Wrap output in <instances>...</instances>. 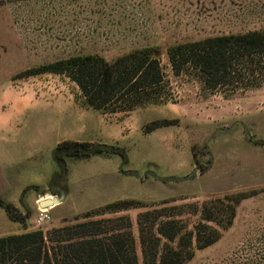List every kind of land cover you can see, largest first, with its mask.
I'll use <instances>...</instances> for the list:
<instances>
[{"label": "rangeland", "instance_id": "374dc122", "mask_svg": "<svg viewBox=\"0 0 264 264\" xmlns=\"http://www.w3.org/2000/svg\"><path fill=\"white\" fill-rule=\"evenodd\" d=\"M255 30L264 33V0H0V200L26 219L12 222L0 208V236L45 232L113 201L168 202V213L205 206L215 217L200 237L216 241L185 264H264V57L236 61L212 89L197 67L175 72L166 55L176 44ZM149 47L160 51L163 83L150 105L127 114L97 113L67 76L34 73L74 56L110 62ZM157 121L168 124L146 132ZM63 142L114 146L127 163L116 154L62 156L64 198L37 225L39 199L61 195L49 179L43 191L29 187L41 184ZM236 194L247 198L229 223L220 199ZM140 212L122 214L136 237ZM186 217L192 226L195 216Z\"/></svg>", "mask_w": 264, "mask_h": 264}, {"label": "trees", "instance_id": "16d2710c", "mask_svg": "<svg viewBox=\"0 0 264 264\" xmlns=\"http://www.w3.org/2000/svg\"><path fill=\"white\" fill-rule=\"evenodd\" d=\"M253 54L264 57L262 31L210 37L176 44L166 50L175 72L192 64L206 77V84L212 89L225 85L226 77L235 71L236 61L246 63ZM34 71L67 76L77 84L85 106L100 114H127L146 107L163 83L160 51L152 47L130 51L110 62L97 55L74 56ZM167 124V121L152 122L146 132ZM56 149H63L64 156L75 157L116 154L122 158L123 165L127 163L125 153L114 146L65 142ZM58 160L65 166L61 156ZM246 196L236 194L220 199L227 201L229 223L237 202ZM167 203L146 205L135 200L113 201L72 220H64L60 227L45 232L30 230L0 236V264H139L138 247L142 264H185L195 250L216 241V237L205 240L200 237L205 232L202 229L207 228L203 222L215 221V217L205 206L188 210L192 206L184 205L177 213H168L163 207ZM0 208L12 222L25 224L26 219L16 218L9 204L0 200ZM129 210H141L136 219L137 237L130 218L122 215ZM186 215L195 216L192 226H189V218H184Z\"/></svg>", "mask_w": 264, "mask_h": 264}, {"label": "water", "instance_id": "95a60500", "mask_svg": "<svg viewBox=\"0 0 264 264\" xmlns=\"http://www.w3.org/2000/svg\"><path fill=\"white\" fill-rule=\"evenodd\" d=\"M65 152L64 151H61V150H54L53 151V159L55 161V163L61 168V169H64V164L61 163L60 161L57 160V156L58 155H61V154H64ZM64 171V170H63ZM62 178L64 179L65 178V174L64 172H62ZM162 181H164V179H160ZM166 180V179H165ZM64 196H60L59 198H56V197H51L50 199H43L42 201L39 202V208L41 209H47V208H53V207H56L58 205H60L62 203V200H63Z\"/></svg>", "mask_w": 264, "mask_h": 264}, {"label": "crops", "instance_id": "0c3cea01", "mask_svg": "<svg viewBox=\"0 0 264 264\" xmlns=\"http://www.w3.org/2000/svg\"><path fill=\"white\" fill-rule=\"evenodd\" d=\"M64 143V142H63ZM62 144V143H61ZM58 145H60V144H57V145H54L53 147H57ZM54 160V159H53ZM58 171H59V168H58V165L55 163V161L53 162V164L52 165H50L49 167H47V170H46V173H45V175H44V180L41 182V184L40 185H37V184H34V183H32L31 184V186L29 187V188H31V189H34V191H43V189H42V186H44V182H46L48 179H49V181H48V184H49V182H50V180L52 179V177L53 176H55L57 173H58ZM38 192V193H39ZM39 195V194H38ZM41 197V196H40ZM51 197V196H50ZM50 197H48V196H46V197H44V198H40L39 199V201L36 203L37 205H39V202L40 201H42L43 199H50Z\"/></svg>", "mask_w": 264, "mask_h": 264}, {"label": "flooded vegetation", "instance_id": "af4514ba", "mask_svg": "<svg viewBox=\"0 0 264 264\" xmlns=\"http://www.w3.org/2000/svg\"><path fill=\"white\" fill-rule=\"evenodd\" d=\"M61 151H64L63 149ZM65 154H61V155H58L57 156V160H58V157H62L64 156ZM59 161V160H58ZM62 163V162H61ZM59 171L58 173L52 177V179L50 180L49 182V188L54 192V194L56 196L58 195H62V191H63V187H60L61 186V180L63 179L62 178V172H64L63 170L64 169H61L59 166ZM60 197V196H59Z\"/></svg>", "mask_w": 264, "mask_h": 264}, {"label": "built area", "instance_id": "2783aa9c", "mask_svg": "<svg viewBox=\"0 0 264 264\" xmlns=\"http://www.w3.org/2000/svg\"><path fill=\"white\" fill-rule=\"evenodd\" d=\"M38 206H37L38 215H37V219H36V224L37 225H42V224H44L45 222H48L51 219L50 215H49L50 208L41 209Z\"/></svg>", "mask_w": 264, "mask_h": 264}]
</instances>
